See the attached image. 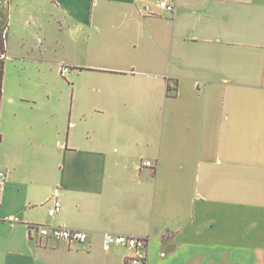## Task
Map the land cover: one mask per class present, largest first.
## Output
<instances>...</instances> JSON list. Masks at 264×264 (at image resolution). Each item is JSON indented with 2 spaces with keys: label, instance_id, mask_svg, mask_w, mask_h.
Segmentation results:
<instances>
[{
  "label": "crops",
  "instance_id": "0c3cea01",
  "mask_svg": "<svg viewBox=\"0 0 264 264\" xmlns=\"http://www.w3.org/2000/svg\"><path fill=\"white\" fill-rule=\"evenodd\" d=\"M65 1L102 89L74 86L69 109L53 107L55 148L13 133L0 264H123L131 251L106 252V232L148 237L147 264H264V0H179L158 16L141 9L155 0ZM141 142L155 171L133 155ZM30 224L89 244L39 246Z\"/></svg>",
  "mask_w": 264,
  "mask_h": 264
},
{
  "label": "rangeland",
  "instance_id": "374dc122",
  "mask_svg": "<svg viewBox=\"0 0 264 264\" xmlns=\"http://www.w3.org/2000/svg\"><path fill=\"white\" fill-rule=\"evenodd\" d=\"M9 3L0 117V130L5 141L0 146V160L5 159L12 148L13 133L24 137L48 135L51 147L55 148L58 141L52 130H55L57 120L52 119L53 107L62 105L66 112L74 86L102 89V85L92 82V73L83 68L87 63L84 57L87 45L83 44L88 41L85 31L88 27L78 26L77 20L81 16L66 12L69 5L65 0H9ZM79 3L89 8L98 6L96 0H79ZM76 46L80 51L71 59L70 49L75 50ZM62 62L72 67L66 79L59 71ZM134 147L133 155L137 161L140 162L141 157H154L144 142Z\"/></svg>",
  "mask_w": 264,
  "mask_h": 264
},
{
  "label": "built area",
  "instance_id": "2783aa9c",
  "mask_svg": "<svg viewBox=\"0 0 264 264\" xmlns=\"http://www.w3.org/2000/svg\"><path fill=\"white\" fill-rule=\"evenodd\" d=\"M179 0H155L153 3L145 4L141 9L145 16H158L161 12L173 13ZM60 75L67 78V73L71 71V66L65 62L61 63ZM167 92L174 94L176 85L167 80ZM142 165L154 167L155 164L150 159H144ZM7 178V172L0 169V188ZM57 194V191H54ZM61 210V201L55 199L48 210L49 216H55ZM31 239L35 240L39 246H48L51 242H62L69 248H87L89 244L90 232L82 229H73L63 226H53L48 224H30L28 226ZM150 239L148 237L132 235H114L110 232L104 234L103 246L106 252L110 251L114 245L126 246L131 254L124 258L123 264H147V250Z\"/></svg>",
  "mask_w": 264,
  "mask_h": 264
},
{
  "label": "trees",
  "instance_id": "16d2710c",
  "mask_svg": "<svg viewBox=\"0 0 264 264\" xmlns=\"http://www.w3.org/2000/svg\"><path fill=\"white\" fill-rule=\"evenodd\" d=\"M9 0H0V117L1 105L4 91L5 60L7 58V37L10 20ZM2 142V133L0 130V143Z\"/></svg>",
  "mask_w": 264,
  "mask_h": 264
},
{
  "label": "bare ground",
  "instance_id": "6f19581e",
  "mask_svg": "<svg viewBox=\"0 0 264 264\" xmlns=\"http://www.w3.org/2000/svg\"><path fill=\"white\" fill-rule=\"evenodd\" d=\"M168 79V81H169V83L171 84V83H174L176 86H177V84L172 80V78H167ZM153 161V160H152ZM154 162V164H155V166L154 167H149V166H146V167H148V168H151V169H153L154 171H155V169L157 168V165H156V162L155 161H153ZM144 166V165H143ZM54 191H57V194L55 195L54 194V192H53V195H54V197H56V198H54V200H53V202L55 201V199H58L57 198V196H58V190L56 189V190H54ZM51 207V206H50ZM49 207V208H50ZM49 208H48V210H49Z\"/></svg>",
  "mask_w": 264,
  "mask_h": 264
}]
</instances>
